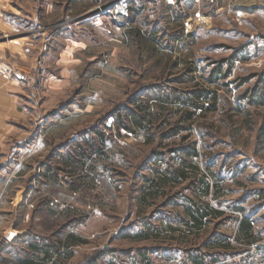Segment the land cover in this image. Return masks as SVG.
<instances>
[{
  "label": "rangeland",
  "instance_id": "1",
  "mask_svg": "<svg viewBox=\"0 0 264 264\" xmlns=\"http://www.w3.org/2000/svg\"><path fill=\"white\" fill-rule=\"evenodd\" d=\"M0 7V60L34 103L21 129L41 140L28 162L46 165L45 183L55 168L64 192L31 191L42 251L61 240L62 264H264V105L250 102L264 94V0ZM220 65L229 76L209 81Z\"/></svg>",
  "mask_w": 264,
  "mask_h": 264
},
{
  "label": "crops",
  "instance_id": "2",
  "mask_svg": "<svg viewBox=\"0 0 264 264\" xmlns=\"http://www.w3.org/2000/svg\"><path fill=\"white\" fill-rule=\"evenodd\" d=\"M2 1L0 0V3ZM166 1L173 3V0ZM1 8L0 12L3 13L4 9ZM0 24L3 27L12 25L9 21ZM10 66V63L0 60V151H5V157L2 156V158L4 157L3 161L0 160V173L5 172L7 178L5 181L1 180L2 174H0V183L4 181L12 193L11 195L0 196V258L3 257L7 260L3 264H25V261H34L37 254L35 253L36 244L32 238L31 229L34 211L32 189L39 187L38 190L40 191L44 187L54 188V194L43 192L42 194L40 192L38 198L42 199L39 202L43 200H46L45 202L48 200H53L56 203L61 202L64 198V192L60 188L57 191L55 168H51L54 178L45 183V174L41 171V167L46 165L37 161V163L28 162L33 157H38V146L41 145V140L35 136L29 142L30 133L21 129L34 103L30 102L27 106L28 101H24L27 100L25 98L26 87L17 78L15 69ZM12 73L15 74L14 78L11 77ZM58 177H61L60 170ZM52 211L50 215L58 216ZM168 226L169 231L167 233L172 236V224L169 222ZM64 247L65 241L61 240L47 245L46 249L51 253V260L47 264H51L54 259H56V264H62V257L65 254H62L61 251ZM11 252L18 254L9 257ZM57 257H59L58 260Z\"/></svg>",
  "mask_w": 264,
  "mask_h": 264
},
{
  "label": "trees",
  "instance_id": "3",
  "mask_svg": "<svg viewBox=\"0 0 264 264\" xmlns=\"http://www.w3.org/2000/svg\"><path fill=\"white\" fill-rule=\"evenodd\" d=\"M224 62V61H223ZM222 64V63H221ZM230 65V64H229ZM231 66H229V68H225V70L223 71V66L220 65V67H217L216 70H215V74L218 75L220 74V76H215L214 79H212V77H210L209 81H214V80H217V78H222L224 80V78L228 77L230 72H231ZM224 72V73H223ZM222 74V75H221ZM251 103L252 104H258V105H264V94L262 92H258L257 90H253L251 91ZM247 95H243L242 98H245ZM135 122L139 125H141V122L138 121L137 119H135ZM42 250L39 248V245H36V248H35V253L37 254H40L39 252H41ZM44 254L42 257H37V254H36V257H35V260L34 261H25V264H47L48 262H50L51 260V253L48 251V249H43ZM41 252V253H42ZM96 259L93 260L90 264H96ZM196 264H202V262H198V261H195ZM51 264H56V259L52 260L51 261Z\"/></svg>",
  "mask_w": 264,
  "mask_h": 264
},
{
  "label": "built area",
  "instance_id": "4",
  "mask_svg": "<svg viewBox=\"0 0 264 264\" xmlns=\"http://www.w3.org/2000/svg\"><path fill=\"white\" fill-rule=\"evenodd\" d=\"M106 126H107V127H110V126H111V122H110V120H108V121L106 122ZM159 264H181V263H179V262H177V261H175V260L170 259V260H164V261H161V262H159Z\"/></svg>",
  "mask_w": 264,
  "mask_h": 264
}]
</instances>
